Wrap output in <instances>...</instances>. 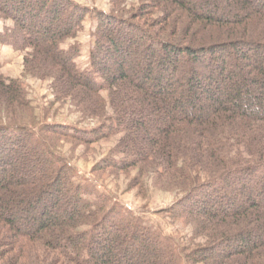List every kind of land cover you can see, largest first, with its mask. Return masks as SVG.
<instances>
[{
    "label": "trees",
    "instance_id": "obj_1",
    "mask_svg": "<svg viewBox=\"0 0 264 264\" xmlns=\"http://www.w3.org/2000/svg\"><path fill=\"white\" fill-rule=\"evenodd\" d=\"M149 1L130 20L102 13L82 70L63 44L89 10L0 0L24 55L21 79L0 76V264H264V0ZM29 77L50 82L48 109ZM67 105L73 125L53 119ZM115 136L93 174L124 173L143 199L175 193L168 211L198 241L164 246L142 214L75 180L58 147Z\"/></svg>",
    "mask_w": 264,
    "mask_h": 264
},
{
    "label": "rangeland",
    "instance_id": "obj_2",
    "mask_svg": "<svg viewBox=\"0 0 264 264\" xmlns=\"http://www.w3.org/2000/svg\"><path fill=\"white\" fill-rule=\"evenodd\" d=\"M80 8L89 10L80 29L75 37L69 38L63 44L66 49H78L79 55L76 57L78 66L83 70L90 66L91 51L98 40V28L100 17L104 14L115 15L126 19L136 16L139 9L149 0H71ZM193 5L200 8L204 0H191ZM212 4L217 0H209ZM222 2V0H221ZM223 4V3H222ZM221 4V5H222ZM224 6V5H223ZM213 9L217 8L212 5ZM162 13L156 14L153 19ZM139 22V20H136ZM15 24L12 20L0 16V76L21 79L24 70V55L15 50L13 46L7 44L6 35L8 31L13 29ZM135 58V57H134ZM136 60L130 58L132 64ZM128 66H130L127 63ZM180 74H183L181 72ZM181 79V75L178 76ZM24 84L28 89L30 98L33 100L34 106L38 110L48 109L50 103L54 101V96L50 88V82L40 81L29 77L24 80ZM108 91L103 92V96L108 98ZM58 105L55 107L57 108ZM40 114V111H38ZM57 117L53 119L73 125L80 120V116L70 105L59 107ZM53 120V121H54ZM99 122H88L81 127L84 129L97 128ZM120 136L109 137L100 140L90 146L84 147L74 141H65L63 145L58 147L66 156L69 163L74 167L75 180L82 184H93L101 193L109 196L108 205L119 202L126 208L135 210L142 214L148 221L153 232L164 246L170 245L172 249L179 245L178 238L183 239L187 244L199 240L198 224L192 220L184 218H173L168 211L177 201L178 195L172 192H163L151 189L149 199H143L138 196L137 190H127L129 178L124 173H117L113 169H109L98 175L93 174V168L96 164L109 158V155L118 145ZM123 155H118L115 159L121 162ZM136 175V172H134ZM133 176V175H132ZM167 210V212H165ZM181 264H186L182 262Z\"/></svg>",
    "mask_w": 264,
    "mask_h": 264
}]
</instances>
